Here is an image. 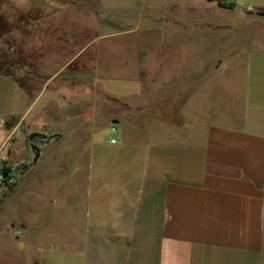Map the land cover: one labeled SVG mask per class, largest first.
<instances>
[{"label":"crops","instance_id":"obj_1","mask_svg":"<svg viewBox=\"0 0 264 264\" xmlns=\"http://www.w3.org/2000/svg\"><path fill=\"white\" fill-rule=\"evenodd\" d=\"M186 1L101 0L120 26L107 32L93 29L89 35L87 29L74 30L67 22L47 25L45 20L57 19V13H44L39 6L24 13L18 6L12 9L9 0H0V106L6 109L13 97L32 99L19 115L25 121L42 98H56L48 95L47 85L72 64L76 72H90L91 79L82 85H92L100 96L129 110L151 109L172 84L181 92L193 84L201 94L196 98L192 92L182 104L179 123L157 119L140 124L134 114L113 117L115 131L122 129L115 145L110 144L114 135L98 140L95 134L112 125L100 127L86 115V120L70 127L66 113L46 112L39 105L34 115L46 117L48 128L43 131L55 135L44 138L49 147L45 158L56 164L49 171L63 182L74 142L86 149L80 161L85 173L80 236L66 238L73 247L56 253L58 259L75 257L80 264H264V123L258 117L262 113H256L257 107L253 114L248 112V99L233 108L226 99L216 102L211 98L215 94L200 93L219 69L230 64L218 54L232 52L234 31L221 15L228 8L219 0ZM223 1L249 3L247 14L264 9V0ZM257 31L251 35H262ZM82 33L85 38L79 45ZM77 34L80 38L74 40ZM181 35L189 37L185 41L189 51L205 52L203 66L189 67L196 78L176 76L172 51H181L177 46ZM253 46L245 44L241 51ZM25 77L34 87L24 83ZM211 104L220 109L227 104L233 108L227 115L241 116V121L223 119V112L204 114L216 110ZM192 106L195 118L185 113ZM258 107L264 108V100ZM100 110L96 116L105 119L97 113ZM17 115L9 109L0 113V128L6 133L0 138V154L6 148L7 157L11 154L7 118ZM205 115L218 118L207 120ZM51 196L50 204L58 203L60 196ZM28 230L26 223L17 232Z\"/></svg>","mask_w":264,"mask_h":264},{"label":"rangeland","instance_id":"obj_2","mask_svg":"<svg viewBox=\"0 0 264 264\" xmlns=\"http://www.w3.org/2000/svg\"><path fill=\"white\" fill-rule=\"evenodd\" d=\"M192 1L187 0L185 4H193L194 1ZM220 1L225 2L223 0ZM9 2H12V9L18 6V9L24 13L30 12L33 7L37 8V6L42 8L44 13H57L59 14L57 19H53L54 16H50V19L45 20L47 25L55 23L58 27L59 23L67 22L71 24L74 30L75 28L87 29L89 35L93 29L107 32L111 28L120 26V22H115L112 15L105 12L101 0H14V2L9 0ZM218 4L221 5L220 3ZM227 5L229 6H227L228 9H225L221 15H224L223 17L228 25H233L234 32L230 37L233 41V49L231 50L232 52L223 51L218 55H220V59L230 64L228 67L224 66L219 69L212 76V82L202 89L200 93L204 96L215 94V96L211 97L212 101L216 100L217 102L221 99H226L230 105H233V108L237 102L240 104L241 101L248 99L247 104L250 107L248 112L253 114L255 112L253 109L257 107L256 113H262L258 117L264 123V108L258 107L259 102L264 100V14H261L264 13V9H258L251 14H247L249 3L235 1L233 6ZM184 11H188V9L184 8ZM217 14L219 15V13ZM185 20L186 18H184V22ZM47 25L45 27H48ZM255 30H258L262 35L259 37L251 35ZM258 31L255 34H258ZM78 37L80 38V35L77 34L74 40ZM84 38L85 36L82 33L79 45L82 44ZM177 38L179 39L177 46L181 51H179L180 53L177 52V48L172 51L175 56V63L178 66L176 67L177 69L175 68L176 76L179 75L178 78L180 79L182 77H185V79L196 78L195 76L198 74L193 73L191 71L192 68L189 67L192 65L203 66L202 59L205 56V52L189 51L190 49L186 47L187 44L185 43L187 38H189L188 36L181 35ZM216 38L219 41L224 40V37L218 36ZM245 44L254 46L248 51H241ZM76 47L77 45L74 46L73 50ZM87 56L90 61L93 57L91 49ZM206 60H209V58ZM239 62L241 65L237 66ZM43 71L45 69H42ZM203 71L204 69L200 68L199 77L201 79L206 77ZM59 72L60 74L56 77L55 82L49 83L46 89L48 95L55 94L56 98L54 97L51 100H46L45 97L42 98L37 105L35 104L36 106L30 108L26 121L19 115L27 109V104H30L32 99L24 101L13 97L7 102L8 107L6 106V109L3 105L0 106V113L9 109V111H14V115L18 114L17 117L7 118V121H9L7 127L9 135L7 148L11 152L7 160L12 167L16 164H29L26 169L18 172L14 184L8 185L4 191H0V264H80L79 258L73 257L72 261H68L69 259H58L54 255L56 253H64L73 247L70 242H66L67 237L80 236L81 207H83L82 181L85 178V173L82 172L84 170H81L80 161L82 160V153L86 149L75 146L76 142H74V147L68 155L71 159L67 170L68 176H65L66 178L63 179V182L59 174L49 171L56 164H53L54 160L50 161V158H45L49 147L46 146L42 137H37L32 141L40 148V157L35 162V152L31 148V140L29 139V135L35 132L31 124L38 127L39 131L36 132L49 134L50 137L47 139L55 136H51L53 132L43 131L48 126V121H44L46 117L34 115L39 105L40 107L43 105L46 112L66 113L67 123L70 127L86 120L88 117L86 115H89L96 120L97 125L105 128L113 124V117L121 114L127 116L134 114V117L136 116L135 119H139L137 123L140 124L150 120L156 121L157 119H163L170 123H179L182 118L180 115L182 104L187 101L192 92L193 95L198 94L197 97L195 96L196 98L201 95L197 93L198 91L196 92L193 84L186 85L184 92L180 91V87L172 84L163 93L164 98L156 102L151 109L129 110L126 105L115 101L109 96H100L101 94L97 93L92 85H82L83 80L91 79L90 72H76L73 64L61 69ZM183 73L184 76L181 75ZM41 78L43 79V77ZM236 78L239 79L235 80ZM24 80L26 85H33H29L27 77ZM43 86L44 82L42 81L40 87L43 88ZM69 91L73 93L72 97L68 96ZM64 94H67L68 97L63 98ZM211 107L216 108V110H204V114L223 112V116L221 115L223 119L241 121V116L227 115L229 110L233 109L227 104H224L222 109L217 104H211ZM97 108L103 110H100L101 112L97 111V113L104 114L103 118L105 119L96 116ZM185 113L195 118L193 116L196 114L194 106L186 108ZM138 114H140V118L137 117ZM215 117L218 118L214 115H205L207 120ZM4 126H6V123H4ZM52 126L50 125L51 128ZM110 128L95 131L97 139L104 140L110 135H114L118 139L121 138V127L117 131H111ZM3 129L0 128V138L6 134ZM141 133L143 131L137 134L140 135ZM6 150V148L3 149L1 155L5 154ZM85 155H87V152ZM59 167L61 168V165ZM50 173L52 177H50ZM12 175L14 177L16 173L12 171ZM52 193L60 196L58 203L56 202L54 205L50 204V200L53 199ZM26 223L29 225V230L21 234L18 233L17 231L21 230V226Z\"/></svg>","mask_w":264,"mask_h":264},{"label":"water","instance_id":"obj_3","mask_svg":"<svg viewBox=\"0 0 264 264\" xmlns=\"http://www.w3.org/2000/svg\"><path fill=\"white\" fill-rule=\"evenodd\" d=\"M261 14L263 15L264 13H261ZM46 136H47V134H44V133H40V132H32V133L29 135V139H30V140H33L35 137L46 138ZM31 148H32V150L35 151L34 161L36 162V161H38V159H39V157H40V148H39V146H38L37 144H35V143H32V144H31ZM3 165H4L5 168L8 167V165H9V161H8V160H5ZM28 166H29L28 164L17 165V166L14 168V172L16 173V176H14V180H16L18 172H19L20 170H24V169H26ZM4 176H5V177L7 176V170H6V169H5V171H4ZM7 186H8L7 184L2 185V186L0 187V190H1V191H4V190L6 189Z\"/></svg>","mask_w":264,"mask_h":264},{"label":"built area","instance_id":"obj_4","mask_svg":"<svg viewBox=\"0 0 264 264\" xmlns=\"http://www.w3.org/2000/svg\"><path fill=\"white\" fill-rule=\"evenodd\" d=\"M2 123H4L5 121L4 120H2L1 121ZM111 130L112 131H115L116 130V127L115 126H111ZM117 143H119V140L117 139V138H115V137H112L111 139H110V144H112V145H115V144H117ZM5 160H7V156L6 155H1L0 154V187L2 186V185H4V184H7L8 185V183H10V182H12V181H15L14 180V177H13V179L12 178H9L8 179V175H9V173L7 172V176L5 177L4 176V171H5V169L7 168H5L4 167V161ZM7 170V169H6ZM8 179V182H6V180ZM1 191V190H0Z\"/></svg>","mask_w":264,"mask_h":264},{"label":"trees","instance_id":"obj_5","mask_svg":"<svg viewBox=\"0 0 264 264\" xmlns=\"http://www.w3.org/2000/svg\"><path fill=\"white\" fill-rule=\"evenodd\" d=\"M219 3L222 5V6H224V7H227L228 5L227 4H229V3H226V2H221L220 0H219ZM230 6H233L234 5V3H230L229 4ZM229 7V6H228ZM9 122V121H8ZM51 136H53V135H51ZM48 137H50L49 135H47L46 136V138H48ZM37 137H35L34 139H36ZM33 139V140H34ZM33 140H31V142L33 141ZM44 140V139H43ZM7 169V172L9 173V175H8V179L9 178H12L13 179V175H12V171H14V168L11 166V165H8V167L6 168ZM8 179L6 180V182H8ZM15 183V181H12V182H10V183H8V185H12V184H14Z\"/></svg>","mask_w":264,"mask_h":264},{"label":"flooded vegetation","instance_id":"obj_6","mask_svg":"<svg viewBox=\"0 0 264 264\" xmlns=\"http://www.w3.org/2000/svg\"><path fill=\"white\" fill-rule=\"evenodd\" d=\"M31 144H32V142H31ZM35 152V151H34ZM9 165H11L10 163H9ZM17 165H20V164H16L15 166H13V168H15ZM22 165H24V164H22ZM29 165V164H28Z\"/></svg>","mask_w":264,"mask_h":264}]
</instances>
